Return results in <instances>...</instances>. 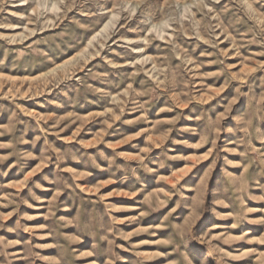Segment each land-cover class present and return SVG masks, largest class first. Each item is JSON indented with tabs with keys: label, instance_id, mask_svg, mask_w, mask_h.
<instances>
[{
	"label": "rangeland",
	"instance_id": "1",
	"mask_svg": "<svg viewBox=\"0 0 264 264\" xmlns=\"http://www.w3.org/2000/svg\"><path fill=\"white\" fill-rule=\"evenodd\" d=\"M0 264H264V0H0Z\"/></svg>",
	"mask_w": 264,
	"mask_h": 264
}]
</instances>
